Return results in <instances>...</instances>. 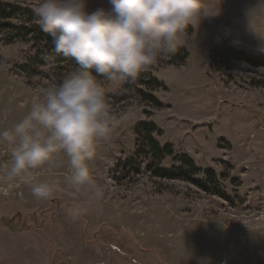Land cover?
<instances>
[{
  "label": "rangeland",
  "instance_id": "rangeland-1",
  "mask_svg": "<svg viewBox=\"0 0 264 264\" xmlns=\"http://www.w3.org/2000/svg\"><path fill=\"white\" fill-rule=\"evenodd\" d=\"M3 1L34 13L40 3ZM205 4L219 14L189 25L178 45L186 59L171 63L169 53L147 69L161 84L152 92L162 107L127 91L126 82L100 80L118 121L111 140L89 162L104 188L102 200L70 185L63 153L31 170L29 183L8 181L10 146L0 144V264H264V87L249 84L264 77V68L238 61L220 73L209 66L211 49L221 41H242L249 51L264 52V0ZM97 8L111 5L87 0L88 11ZM26 19L16 14L8 21L18 25ZM6 37L1 28L0 130L22 119L41 90L54 83L47 66L34 74L21 68L31 55L29 44ZM139 79L147 76L140 75L136 85ZM143 120L160 129L153 133L160 144L169 142L175 153L214 170L211 186L216 181L228 198L186 179L154 175L150 164L156 161L135 153V126ZM175 165L173 155L158 163L167 170ZM40 183L58 189L37 200L31 186ZM74 205L84 208L76 218L68 214Z\"/></svg>",
  "mask_w": 264,
  "mask_h": 264
},
{
  "label": "clouds",
  "instance_id": "clouds-1",
  "mask_svg": "<svg viewBox=\"0 0 264 264\" xmlns=\"http://www.w3.org/2000/svg\"><path fill=\"white\" fill-rule=\"evenodd\" d=\"M110 10H87V0H40L39 28L51 37L55 53L83 71L45 86L29 111L10 128L0 130V144L10 146L8 181L31 180V170L57 153L68 158V182L92 200L105 192L94 179L90 161L111 140L118 121L109 94L97 79L135 83L139 75L173 52L189 25L219 14L205 0H108ZM96 75H93L92 73ZM58 185L32 184L37 200L51 198ZM84 208L74 205L76 218Z\"/></svg>",
  "mask_w": 264,
  "mask_h": 264
},
{
  "label": "trees",
  "instance_id": "trees-1",
  "mask_svg": "<svg viewBox=\"0 0 264 264\" xmlns=\"http://www.w3.org/2000/svg\"><path fill=\"white\" fill-rule=\"evenodd\" d=\"M16 14H25L27 16L26 20L29 23L25 22L24 24L15 25L8 21L9 18ZM36 20L37 17L31 9L12 2L0 0V29H7V40L11 41L18 38L25 40L29 44L28 51H30L31 55L27 58L26 64L20 65V67L34 74L37 68L47 66L52 73L51 80L54 83H59L66 77L83 71L74 61L65 58L62 54L55 53L51 43V37L39 28L38 23L35 22ZM187 55L188 53L184 47L177 46L170 53V62L180 64L186 59ZM238 61L264 68V55L248 52L242 48L228 44L226 41L215 44L211 49L209 66L215 69V71L222 73L224 65V70H227L233 62ZM37 72L41 71L38 70ZM92 74L96 75L94 72ZM140 75L147 76V79L145 81L139 79L140 85L125 83V89L137 95L146 104L157 108L162 107L163 103L152 92L154 88L161 85L157 77L152 75L149 70L142 72ZM227 76V79L231 78L230 75ZM97 79L100 81L103 77L97 76ZM143 83L145 84L144 87L141 86ZM249 84L264 87V77L251 78ZM159 131L160 129L156 124L150 120L139 121L135 126V133L138 138V147L135 153L143 157L150 155L152 160L156 161L150 164L154 165L152 169L154 175L166 178L186 179L207 192L217 193L222 197L228 198V195L218 187L216 181L215 187L212 188L211 184H213L216 176L214 170L210 168L202 169L197 166L193 159L186 153H175L172 144L169 142L160 144L153 134ZM169 155H173L179 165L173 166L170 170L159 167L158 163L161 159ZM198 173H202V176H206L207 179L198 178Z\"/></svg>",
  "mask_w": 264,
  "mask_h": 264
},
{
  "label": "crops",
  "instance_id": "crops-1",
  "mask_svg": "<svg viewBox=\"0 0 264 264\" xmlns=\"http://www.w3.org/2000/svg\"><path fill=\"white\" fill-rule=\"evenodd\" d=\"M240 30L241 31H243V32H247V28H240ZM230 43L229 44H231V45H234V46H237V47H240V48H245L247 51H249V48H247V47H245L244 45H243V43H242V41H238V43H235V42H231V41H229ZM251 50V49H250ZM249 52H251V53H255V54H258V55H262V54H264V52L263 51H255V50H252V51H249Z\"/></svg>",
  "mask_w": 264,
  "mask_h": 264
}]
</instances>
